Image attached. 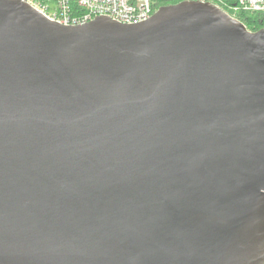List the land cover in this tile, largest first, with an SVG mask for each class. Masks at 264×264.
Here are the masks:
<instances>
[{
	"label": "water",
	"instance_id": "water-1",
	"mask_svg": "<svg viewBox=\"0 0 264 264\" xmlns=\"http://www.w3.org/2000/svg\"><path fill=\"white\" fill-rule=\"evenodd\" d=\"M0 264H264V28L0 0Z\"/></svg>",
	"mask_w": 264,
	"mask_h": 264
},
{
	"label": "built area",
	"instance_id": "built-area-1",
	"mask_svg": "<svg viewBox=\"0 0 264 264\" xmlns=\"http://www.w3.org/2000/svg\"><path fill=\"white\" fill-rule=\"evenodd\" d=\"M18 1L29 5L48 20L63 26L82 25L98 17L108 18L123 25H137L148 21L154 14L150 0ZM230 11L234 15L239 12L260 14L264 20V0H238L236 6L230 7Z\"/></svg>",
	"mask_w": 264,
	"mask_h": 264
},
{
	"label": "trees",
	"instance_id": "trees-1",
	"mask_svg": "<svg viewBox=\"0 0 264 264\" xmlns=\"http://www.w3.org/2000/svg\"><path fill=\"white\" fill-rule=\"evenodd\" d=\"M184 1H201V0H150L151 7L154 13L160 8L175 5ZM238 0H209V2L218 6L224 12L230 16H234L236 20L242 23L249 32H256L264 28L263 16L260 14H251V13H236L235 15L231 14L230 7L236 6Z\"/></svg>",
	"mask_w": 264,
	"mask_h": 264
},
{
	"label": "rangeland",
	"instance_id": "rangeland-1",
	"mask_svg": "<svg viewBox=\"0 0 264 264\" xmlns=\"http://www.w3.org/2000/svg\"><path fill=\"white\" fill-rule=\"evenodd\" d=\"M231 14L234 15L233 12H231Z\"/></svg>",
	"mask_w": 264,
	"mask_h": 264
}]
</instances>
